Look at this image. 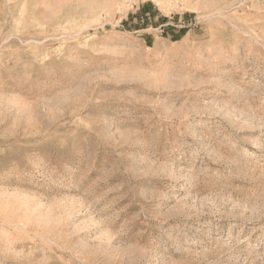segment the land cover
Segmentation results:
<instances>
[{
	"label": "rangeland",
	"instance_id": "rangeland-1",
	"mask_svg": "<svg viewBox=\"0 0 264 264\" xmlns=\"http://www.w3.org/2000/svg\"><path fill=\"white\" fill-rule=\"evenodd\" d=\"M0 264H264V0H0Z\"/></svg>",
	"mask_w": 264,
	"mask_h": 264
}]
</instances>
